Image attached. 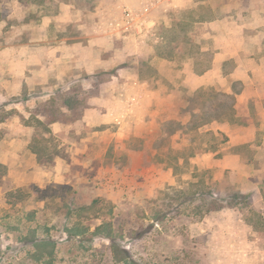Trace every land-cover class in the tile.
Instances as JSON below:
<instances>
[{"label":"rangeland","instance_id":"374dc122","mask_svg":"<svg viewBox=\"0 0 264 264\" xmlns=\"http://www.w3.org/2000/svg\"><path fill=\"white\" fill-rule=\"evenodd\" d=\"M245 2L0 0V108L17 112L0 124V164L7 168L0 179V264H125L124 256L136 264H264V176H221L211 170L221 182V196L238 199L234 208L203 214L204 202L181 204L168 195V188L185 187L191 175L177 177L169 170L155 132L148 144L131 139L84 158L72 159L63 146L65 139L76 138L74 126L86 109L129 94L135 78L149 81L153 90L161 85L175 90L184 100L191 58L183 54L164 65L160 58L155 61L161 28L209 15L222 19L230 5ZM127 9L143 16L141 29L126 18ZM205 22L193 24L192 31L202 50L214 51ZM76 43L88 61L101 60L95 75L78 63L81 53L70 49ZM142 62L155 72L145 71L141 78ZM32 114L43 120L45 114L55 115L61 119L56 123L68 128L58 134L51 129L61 152L52 164L29 159L25 144L36 129L22 118ZM14 153L26 157L24 167ZM64 186L77 192L86 210L69 213ZM35 187L51 189L46 201L7 203L8 191ZM252 207L260 211L259 229L249 223L257 221ZM111 240L126 253L116 257Z\"/></svg>","mask_w":264,"mask_h":264},{"label":"crops","instance_id":"0c3cea01","mask_svg":"<svg viewBox=\"0 0 264 264\" xmlns=\"http://www.w3.org/2000/svg\"><path fill=\"white\" fill-rule=\"evenodd\" d=\"M244 1L245 4L230 5L229 9L223 11L222 19L202 23L208 29L205 36L211 38L214 43L212 68L203 75H197L194 71V59L187 64L189 69L183 86L188 94L210 84H218L224 91H229L232 82L243 83V90L237 96L235 121L214 122L208 127L213 131L224 133L228 141L216 152L199 154L190 162L191 169L197 167L200 170H213L221 176L229 173L246 177L258 176L262 179L264 176V0ZM45 27L49 25L45 24ZM45 27L43 28L46 29ZM70 49L81 53L77 62L81 63L88 74L95 75L101 69L103 65L101 60L86 59L81 43H76ZM159 58L155 56L154 60ZM160 59L163 65L171 63L170 60ZM229 65L232 69L228 68ZM149 84V81L135 78L131 81L133 91L129 94L120 93L117 97H113L114 100L110 103L104 102L98 104L100 107L86 109L81 120L74 126L76 138L63 141V146L68 145L66 152L71 154V158L89 156L97 148H107L113 143L125 146L131 139L148 144L154 132L160 136L165 122L178 118L181 110L186 107V101L178 98L175 90H164L162 85L161 90H153ZM121 95L124 98L120 97ZM115 121L121 124L116 126ZM187 121L185 117L184 122ZM51 129L58 134L68 128L53 123ZM29 144L30 142L27 141L25 145L29 148ZM27 153L30 160L36 161L35 154L28 149ZM14 154V157L21 162L19 167H24L23 162L26 157L23 156L22 159V156ZM165 165L173 172L172 168L166 163Z\"/></svg>","mask_w":264,"mask_h":264},{"label":"trees","instance_id":"16d2710c","mask_svg":"<svg viewBox=\"0 0 264 264\" xmlns=\"http://www.w3.org/2000/svg\"><path fill=\"white\" fill-rule=\"evenodd\" d=\"M207 16L202 19L193 20L192 24L186 25L179 21L174 23L170 28H161V46L157 48V55L160 58L170 61L185 54L194 59V71L197 75H203L212 68L213 50L210 48L202 50V44L196 41L193 34L192 26L198 22L211 20ZM145 69V70H144ZM152 73L155 70L148 62H142L140 68V77L144 76L145 71ZM103 73L97 75L101 77ZM243 90V83L235 81L231 83L229 91H224L218 84H210L200 88L197 91L187 94L185 97L186 107L183 108L178 118L165 122L161 130L158 149L161 151L162 161L173 169L175 176L179 177L183 173L190 172L191 181L185 186L168 188V195L181 200V204H191L200 200L204 202L203 214L220 211L226 208H234L237 203L235 196H221V182L216 180L211 170L192 168L191 159L199 154L216 152L219 147L228 141V137L222 133L208 129L214 122L229 121L234 122L236 119V101L237 96ZM17 112L15 110L7 111L0 108V124L10 119ZM42 117L31 115L29 119L22 118L25 126H31L36 132L29 145L30 150L36 154L40 164H52L60 150L55 143V137L50 126L53 123L61 121L55 115L45 114ZM188 121L184 122V118ZM7 173L5 165L0 164V179ZM50 188L40 189L35 187L32 191L17 189L8 191L7 203L12 207L17 204H37L48 199ZM63 192L69 194L67 205L69 213L75 211H84L88 205H80L77 201V192L71 187H61ZM250 213L257 218L249 220L255 229H259L260 211L250 208ZM103 225L97 227V232L102 231ZM75 235H79V227H74ZM74 230H70L73 234ZM38 241V240H37ZM111 246L116 257H120L124 250L111 240ZM126 253V252H125ZM125 264H136L128 260V256L122 257Z\"/></svg>","mask_w":264,"mask_h":264},{"label":"built area","instance_id":"2783aa9c","mask_svg":"<svg viewBox=\"0 0 264 264\" xmlns=\"http://www.w3.org/2000/svg\"><path fill=\"white\" fill-rule=\"evenodd\" d=\"M126 18L135 24L139 29H141V26L144 24L143 23V16L139 12H134L132 10H125L124 12ZM118 125L121 124V122H117Z\"/></svg>","mask_w":264,"mask_h":264}]
</instances>
